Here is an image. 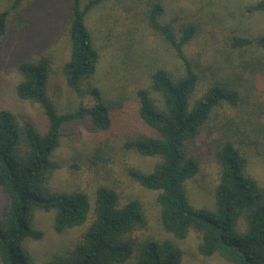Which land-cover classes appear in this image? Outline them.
<instances>
[{
  "label": "trees",
  "instance_id": "16d2710c",
  "mask_svg": "<svg viewBox=\"0 0 264 264\" xmlns=\"http://www.w3.org/2000/svg\"><path fill=\"white\" fill-rule=\"evenodd\" d=\"M107 1L89 0L84 4L83 0H69L65 23L70 57L63 71L73 90H81L100 65L102 52L88 14ZM162 1L154 3L150 10L149 25L175 48L185 67L184 71L175 72L158 66L151 73L150 87L137 91L140 120L155 132L128 137L125 148L159 160L149 172L130 166L128 173L145 188L158 192L162 227L175 238L185 240L195 231L200 236L198 251L203 256L218 252L233 264H264V186L249 173L248 158L237 144L248 141L259 146L260 136L237 140L224 132L215 140L220 179L214 211L194 207L188 196L185 182L200 170V161L188 145L199 140L213 117L218 116V108L237 107L241 92L237 81L218 79L198 94L202 77L186 54V46L198 35L201 18L195 21L193 14L187 15L189 20L177 29L163 20L166 11ZM21 3L22 0H15L13 8ZM248 10L264 12V0H257ZM11 13V9L0 10V48ZM254 44L264 48V33L255 39L242 35L232 38V45L237 48ZM246 65L264 72V60ZM18 69L23 79L16 88L17 94L41 104L46 128L40 129L32 121L0 108V187L8 197L0 218L1 264H36L25 242L28 238L44 237L33 223L37 209L53 212L58 234L87 225L73 246L45 264H182L183 251L171 241L133 237L135 230L147 226L138 200L122 205L116 189L101 185L92 205L86 191H66L52 185L60 168L55 153L63 127L89 117L92 129L107 132L113 126V110L118 103L109 98L103 100L100 90L94 88L100 96L96 103H81L73 111L60 112L49 93L50 58L24 59ZM154 92L159 96H154ZM262 152L264 156V147ZM242 217L246 222L244 231L240 230Z\"/></svg>",
  "mask_w": 264,
  "mask_h": 264
},
{
  "label": "rangeland",
  "instance_id": "374dc122",
  "mask_svg": "<svg viewBox=\"0 0 264 264\" xmlns=\"http://www.w3.org/2000/svg\"><path fill=\"white\" fill-rule=\"evenodd\" d=\"M88 1L83 0L84 4ZM158 1L109 0L90 11L89 23L102 58L97 72L76 91L67 85L63 71L70 57L65 23L69 0H22L17 8H13L15 0H0V10L12 11L0 48V108L11 110L22 120L32 121L40 129L46 128L41 104L20 98L16 90L23 79L19 63L42 56L51 60L49 93L60 112L73 111L81 103L92 105L100 96L103 100L109 98L117 102L113 126L107 132L92 129L89 117L63 127L55 153L60 168L52 179L53 187L66 191L82 189L88 193L92 205L99 186L114 188L122 205L138 200L145 212L147 226L135 230L133 237L171 241L183 251L182 264H233L218 252L212 256L201 255L198 251L200 236L195 231L185 240H178L165 231L156 200L158 192L145 188L128 173L130 166L149 172L159 160L125 148L128 137L155 132L140 120L137 91L150 87V76L156 67L162 65L175 72L184 71L185 67L175 48L149 25L148 15ZM256 1H162L166 11L163 20L173 23L177 29L189 20L187 15L193 14L195 21L201 18L198 35L186 46V54L201 73L198 94L218 79L237 81L241 92L239 105L218 108V116L213 117L199 140L188 145L189 151L200 161L199 172L185 182L190 201L196 208L216 209L220 165L215 157V140L224 132L237 140L260 136L259 146L248 141L237 144L248 158L249 173L264 186V72L246 65L264 60V48L256 44L245 48L232 45L236 35L255 39L264 33V12L248 10ZM94 88L100 90V96ZM153 95L159 96L155 92ZM7 204V194L0 187V218ZM92 216L93 211L90 218ZM33 223L44 232L42 239L28 238L25 242L36 264H45L56 254L64 253L87 226L58 234L54 229L53 212L41 209L35 211ZM245 228L242 217L240 230Z\"/></svg>",
  "mask_w": 264,
  "mask_h": 264
}]
</instances>
